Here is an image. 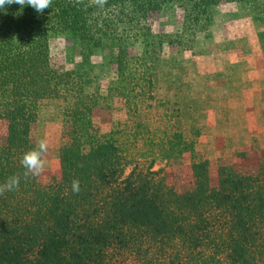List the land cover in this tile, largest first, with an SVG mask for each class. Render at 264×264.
Segmentation results:
<instances>
[{
  "label": "trees",
  "instance_id": "1",
  "mask_svg": "<svg viewBox=\"0 0 264 264\" xmlns=\"http://www.w3.org/2000/svg\"><path fill=\"white\" fill-rule=\"evenodd\" d=\"M218 1L51 0L37 13L24 0L0 8V185L19 177L16 189L0 192V264H264V162L221 163L212 183L211 164L197 158L186 188L153 163H133L125 176L118 138L135 131L121 120L102 131L93 120L114 99L135 119L141 103L155 104L154 52L165 42L193 44ZM157 8L181 9L180 27L154 32L144 18ZM52 31L78 37L74 66H53ZM133 39L145 46L135 57ZM100 49L118 71L106 93L92 60ZM46 101L62 108L63 133L59 169L42 179L25 175L20 159L38 147L32 127Z\"/></svg>",
  "mask_w": 264,
  "mask_h": 264
},
{
  "label": "rangeland",
  "instance_id": "2",
  "mask_svg": "<svg viewBox=\"0 0 264 264\" xmlns=\"http://www.w3.org/2000/svg\"><path fill=\"white\" fill-rule=\"evenodd\" d=\"M144 19L154 32L168 33L180 27L183 14L179 8H157ZM47 44L57 68H70L80 60L79 40L71 31L50 32ZM144 47L140 39H133L128 53L138 56ZM160 47L150 68L155 104L141 103L137 119L127 115L123 99L93 111L94 123L102 131L119 120L125 121L128 133L135 131L132 139L119 134L128 163L124 175L133 163H153V169L170 170L171 183L186 188L191 184L190 164L197 158L211 164L212 183L221 163L250 168L264 162V0H219L196 31L193 44L165 42ZM109 56L100 49L92 58L102 93L118 75ZM61 113L58 102H43L32 127L37 142L47 143L42 179L59 169ZM131 120L140 128L134 129Z\"/></svg>",
  "mask_w": 264,
  "mask_h": 264
},
{
  "label": "clouds",
  "instance_id": "3",
  "mask_svg": "<svg viewBox=\"0 0 264 264\" xmlns=\"http://www.w3.org/2000/svg\"><path fill=\"white\" fill-rule=\"evenodd\" d=\"M12 3H18L21 6L24 4V0H0V8H5V5ZM51 0H27V5H30L37 13H42L44 9L49 8ZM47 151L46 141L41 140L37 148L31 149L22 154L20 159L21 165L24 167L25 175L38 176L45 166L43 159L44 153ZM19 186V177L16 175L10 176L7 181L0 185V192L5 190L12 191ZM72 191H80V182L78 179H74L71 184Z\"/></svg>",
  "mask_w": 264,
  "mask_h": 264
},
{
  "label": "crops",
  "instance_id": "4",
  "mask_svg": "<svg viewBox=\"0 0 264 264\" xmlns=\"http://www.w3.org/2000/svg\"><path fill=\"white\" fill-rule=\"evenodd\" d=\"M233 86V85H232ZM230 96H234V93H232L231 95H229L228 97H230ZM236 96V95H235ZM226 95H225V97H223L224 99H227L228 98ZM244 98H247V97H244Z\"/></svg>",
  "mask_w": 264,
  "mask_h": 264
}]
</instances>
